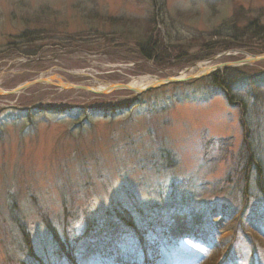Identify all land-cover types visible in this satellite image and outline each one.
Masks as SVG:
<instances>
[{
    "label": "rangeland",
    "instance_id": "374dc122",
    "mask_svg": "<svg viewBox=\"0 0 264 264\" xmlns=\"http://www.w3.org/2000/svg\"><path fill=\"white\" fill-rule=\"evenodd\" d=\"M257 17L264 26V0H0V89L127 84L262 55L205 40ZM148 37L171 49L147 61ZM250 158L264 164V61L140 95L0 94V264H264Z\"/></svg>",
    "mask_w": 264,
    "mask_h": 264
},
{
    "label": "trees",
    "instance_id": "16d2710c",
    "mask_svg": "<svg viewBox=\"0 0 264 264\" xmlns=\"http://www.w3.org/2000/svg\"><path fill=\"white\" fill-rule=\"evenodd\" d=\"M242 29V32L240 30ZM238 30V23L236 19H231L227 22H225L221 27L214 30L209 36L205 38V40H211L212 38H221L225 37L228 40L234 41L236 44V47L239 48H247V51L252 54H261L264 52V26L262 25L260 21V17L255 18L254 20L248 22L243 28H240ZM223 32L225 34H223ZM26 35V34H25ZM24 37V36H22ZM28 37V36H27ZM74 38V36H72ZM173 45V43H172ZM160 48H165L166 50L171 49V44L168 45L165 43H162L158 46L156 42H152V38L148 37L145 42H143L140 47V55L142 58H145L147 61H155L160 55H162L165 51L160 52ZM208 54L205 55V57L212 56L216 52V48H210L208 50ZM164 57V56H163ZM170 57V56H168ZM186 63H190L185 62ZM166 64V63H165ZM233 81H228L221 83L220 86L222 88H226L227 90L231 88ZM232 98L235 99V96L233 95ZM252 154H249V157H256V151L254 148H251L250 150ZM249 163L251 165H258L259 166V176L258 180L260 179L259 184H261L264 187V164H262L261 160L259 159H248ZM255 162V163H253ZM248 163V164H249ZM250 165V167H251ZM209 264V263H208Z\"/></svg>",
    "mask_w": 264,
    "mask_h": 264
},
{
    "label": "water",
    "instance_id": "95a60500",
    "mask_svg": "<svg viewBox=\"0 0 264 264\" xmlns=\"http://www.w3.org/2000/svg\"><path fill=\"white\" fill-rule=\"evenodd\" d=\"M239 54H242L243 56H245L244 58H242L241 60H237V61H233V62H226V63H222V64H217L213 67H207V70L202 73V74H198V73H194L190 76H185L184 78H180L179 76H175V77H167V78H160L158 77L156 81H154L153 83H151L150 85L144 87V88H134L131 87L130 84H108L107 86H105L103 89H99V90H95L91 87L88 86H76L73 84H68V83H63L60 80H58V82H52L49 79H36L33 80L31 82H27L17 88H15L14 90L11 91H3L0 89V94L2 95H12V94H18L24 90L29 89L30 87L37 85V84H50L53 86H58L61 89H80V90H84L87 92H91L94 94H107L113 90L116 89H124V90H128L131 92H134L137 95L146 93L150 90L156 89L158 87H162L164 85H169V84H177V83H181V82H185V81H190V80H194L197 78H200L202 76H208L211 73H214L218 70H220L221 68H228V67H235V66H241V65H246V64H253L256 62H260V61H264V54L262 55H257V56H248L245 52H236ZM229 55V54H227ZM214 60V58L210 59L208 62H212ZM198 65H193V67H196ZM191 70V68L186 69V72H189Z\"/></svg>",
    "mask_w": 264,
    "mask_h": 264
},
{
    "label": "bare ground",
    "instance_id": "6f19581e",
    "mask_svg": "<svg viewBox=\"0 0 264 264\" xmlns=\"http://www.w3.org/2000/svg\"><path fill=\"white\" fill-rule=\"evenodd\" d=\"M213 67L214 65L212 64V62L210 63H202V64H198V66H196L195 68H192L190 71H195V73H198L199 75L204 73L207 70V67ZM180 78H184L186 76V72L183 71L178 75ZM158 77H154V76H141L135 79H132L129 84L131 87L134 88H144L148 85H150L151 83H153L154 81L157 80ZM107 84H103V85H99L97 87H95V90H99V89H103Z\"/></svg>",
    "mask_w": 264,
    "mask_h": 264
}]
</instances>
